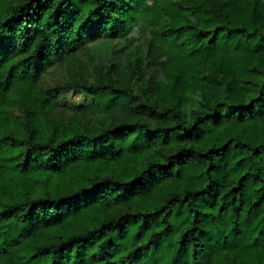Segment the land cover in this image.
Wrapping results in <instances>:
<instances>
[{"label": "trees", "instance_id": "obj_1", "mask_svg": "<svg viewBox=\"0 0 264 264\" xmlns=\"http://www.w3.org/2000/svg\"><path fill=\"white\" fill-rule=\"evenodd\" d=\"M0 264H264V0H0Z\"/></svg>", "mask_w": 264, "mask_h": 264}, {"label": "rangeland", "instance_id": "obj_2", "mask_svg": "<svg viewBox=\"0 0 264 264\" xmlns=\"http://www.w3.org/2000/svg\"><path fill=\"white\" fill-rule=\"evenodd\" d=\"M91 94L84 93L80 90H68L62 92L60 95L61 98H65L66 100H69L73 103H85V102H90L92 100ZM192 101L189 99L185 105L186 109H189L191 107Z\"/></svg>", "mask_w": 264, "mask_h": 264}]
</instances>
